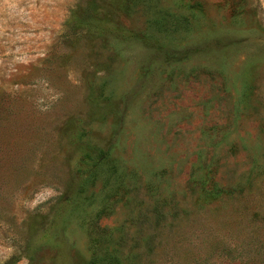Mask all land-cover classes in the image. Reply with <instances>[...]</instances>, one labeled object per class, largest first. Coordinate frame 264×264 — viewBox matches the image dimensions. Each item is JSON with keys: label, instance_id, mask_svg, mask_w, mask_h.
<instances>
[{"label": "rangeland", "instance_id": "obj_1", "mask_svg": "<svg viewBox=\"0 0 264 264\" xmlns=\"http://www.w3.org/2000/svg\"><path fill=\"white\" fill-rule=\"evenodd\" d=\"M0 264H264V0H0Z\"/></svg>", "mask_w": 264, "mask_h": 264}]
</instances>
